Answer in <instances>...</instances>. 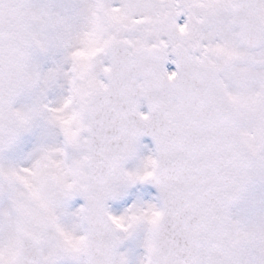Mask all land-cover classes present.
Segmentation results:
<instances>
[{
    "label": "snow or ice",
    "instance_id": "1",
    "mask_svg": "<svg viewBox=\"0 0 264 264\" xmlns=\"http://www.w3.org/2000/svg\"><path fill=\"white\" fill-rule=\"evenodd\" d=\"M52 47L71 62L58 106V73L33 63ZM41 119L63 143L0 165V264H128L119 248L141 225L140 264H264V220L230 214L264 184V0H92L79 30L49 5L0 0V152ZM145 135L153 154L126 170ZM138 182L156 202L110 213Z\"/></svg>",
    "mask_w": 264,
    "mask_h": 264
},
{
    "label": "rangeland",
    "instance_id": "2",
    "mask_svg": "<svg viewBox=\"0 0 264 264\" xmlns=\"http://www.w3.org/2000/svg\"><path fill=\"white\" fill-rule=\"evenodd\" d=\"M31 0L36 6L49 5L56 11H59L69 19L73 17L74 22H71L76 30H79L84 23L85 9L92 0ZM41 2H43L41 4ZM38 3V4H37ZM33 63L35 64L41 75L48 74L50 71L58 73L56 79L52 83L51 87L46 94V102L50 106H58L60 101L68 94L64 91L65 86H69L65 73L69 72L71 62L68 59L67 50L63 47H52L46 53H36L33 57ZM173 65H169V68H173ZM23 99V98H22ZM26 105L31 104L32 97L26 95L24 97ZM22 141H25L24 146L27 148V155L33 157L36 150L42 146H59L63 139L62 134L58 127L49 124L46 120H37L31 131L25 133L21 137ZM30 145V149L28 148ZM153 151L148 141L143 140L138 144L136 155L126 165V170L136 171L142 167V162L145 158L152 155ZM157 195L154 193L149 183H136L129 186L124 190L123 194L114 199L108 205V210L113 215H121L123 212L133 204H142L147 202H156ZM73 198H77L74 196ZM71 200V199H70ZM70 200L65 204L70 205ZM233 220H239L247 224H256L264 220V184L255 183L249 187L248 192L244 194L240 204L234 207L231 212ZM69 213L63 215V222L71 224L74 219L68 218ZM146 229L144 226H139L133 232V234L124 240L119 248L121 253L126 254L128 264H140V261L145 255L144 239ZM66 264H74L73 261H68Z\"/></svg>",
    "mask_w": 264,
    "mask_h": 264
},
{
    "label": "flooded vegetation",
    "instance_id": "3",
    "mask_svg": "<svg viewBox=\"0 0 264 264\" xmlns=\"http://www.w3.org/2000/svg\"><path fill=\"white\" fill-rule=\"evenodd\" d=\"M46 2L47 1L45 0L44 3ZM81 17H84V15H81ZM82 25H83V22H82ZM24 97L25 95H22L21 97L18 98L17 104H16L17 107H22L26 105V100L24 99ZM23 142L26 143L25 141H22L21 138H19L11 148L2 152L0 154V165L13 166V167L30 166L32 158L29 157L30 155H27V148L24 146ZM28 148L30 149V145ZM7 206H8V200L0 196V211H3L5 208H7ZM81 206H82L81 196L77 195V199L72 198L70 200V205L67 204L64 207L65 213L70 214V215H67L68 218L74 219L75 218L74 214L79 210Z\"/></svg>",
    "mask_w": 264,
    "mask_h": 264
},
{
    "label": "water",
    "instance_id": "4",
    "mask_svg": "<svg viewBox=\"0 0 264 264\" xmlns=\"http://www.w3.org/2000/svg\"><path fill=\"white\" fill-rule=\"evenodd\" d=\"M146 106V105H145ZM146 109H147V106H146ZM148 110V109H147ZM148 138L150 141H151V143H152V145H153V147H154V150H155V144H154V141L152 140V138L150 137V136H148V135H145V136H142L141 138ZM140 138V139H141ZM151 185H152V187L154 188V190L157 192V189L155 188V186L151 183ZM84 200V199H83ZM112 199H110V200H108L106 203H108V202H110ZM84 203H85V201H84Z\"/></svg>",
    "mask_w": 264,
    "mask_h": 264
}]
</instances>
